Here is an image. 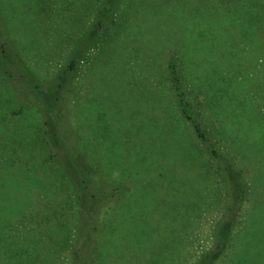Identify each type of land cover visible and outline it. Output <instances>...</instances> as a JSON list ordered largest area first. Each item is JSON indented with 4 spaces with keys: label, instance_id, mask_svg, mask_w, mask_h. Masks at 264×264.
<instances>
[{
    "label": "rangeland",
    "instance_id": "obj_1",
    "mask_svg": "<svg viewBox=\"0 0 264 264\" xmlns=\"http://www.w3.org/2000/svg\"><path fill=\"white\" fill-rule=\"evenodd\" d=\"M263 2L122 0L80 64L62 103L64 138L76 130L99 180L124 191L104 211L93 264H194L213 246L224 180L177 108L172 57L213 143L246 172L249 185L241 227L217 264H244L249 250L259 252L264 20L256 6ZM98 3L0 0L7 26L0 25V39L32 82L47 88L76 43L86 49ZM13 69L0 73V264H72L76 200L59 167L48 162L40 112L31 104L21 111L31 89ZM256 207L261 218L252 237L248 221ZM136 227L145 235L135 234ZM123 251L129 257L118 262Z\"/></svg>",
    "mask_w": 264,
    "mask_h": 264
},
{
    "label": "trees",
    "instance_id": "obj_2",
    "mask_svg": "<svg viewBox=\"0 0 264 264\" xmlns=\"http://www.w3.org/2000/svg\"><path fill=\"white\" fill-rule=\"evenodd\" d=\"M97 1L99 3L96 5L97 10L93 23L86 32V49L81 51L82 49L78 41L66 65L57 74L56 82L47 88L32 82V77L28 74L26 68L18 65L17 57L10 50L8 41L5 38L0 39V73H4L3 70L5 67L9 70L12 69V71H14L13 67H15L16 73L27 82L31 91L28 99L23 103L21 111H25L31 104V107H35L40 112L42 120L41 134L48 149V162L51 165L53 164L59 167L63 176L68 180L76 200V210L79 218L76 231L77 244L75 242V250L72 252V264H93L94 256L98 248L97 237L102 231L101 220L103 219L104 211L116 205L122 194H124L122 188L106 184L99 180L96 168L88 162V157L80 145L81 140L78 132L75 130L69 137L66 135L67 137L64 138L65 132L63 131V128L66 126L63 113L67 106H63L62 103L72 91L70 90V86L77 79L79 66L89 52L97 46L100 41V36L108 32L113 24L114 18L119 14L120 4L122 3V0ZM232 1L230 0V2ZM246 1L250 2L251 0ZM2 7L0 4V25L1 27L4 25L6 28V22L3 17V10L5 9H2ZM256 7L261 8L263 13L262 20H264V2L263 4L259 3ZM232 9L231 6L229 11L231 12ZM247 9H251L250 3ZM180 70L181 68H179L177 61L172 57L168 64L169 82L171 90L174 93L177 108L181 112L185 122L192 128L195 137L204 148V152L216 164L224 180L226 203L223 207L222 219L217 224L213 234V246L209 251L202 253L194 263L217 264L230 251L234 235L241 227L249 196V185L245 178L246 172L237 169L233 164V159L219 150L213 143L209 132L204 127L201 118H199V113L188 101L187 87L185 85L186 80L182 74V70ZM9 73L11 72L9 71ZM66 119L67 124H69V118ZM259 209L256 207L251 212L248 221V234L252 237L254 225L261 218ZM106 223L108 224L110 222L106 220ZM263 224L258 225V235H256L260 239L258 243L260 250L259 252L249 250L247 258L243 260L244 264H264V238L260 234L264 233ZM136 229L139 231H136L135 234L145 235L142 228L136 227ZM132 235L133 233H131ZM79 240H83V243ZM145 242L141 241L143 244ZM128 257L129 255L123 251L117 257V261L127 259ZM110 260L113 261V259ZM235 264H239V261L235 262Z\"/></svg>",
    "mask_w": 264,
    "mask_h": 264
}]
</instances>
